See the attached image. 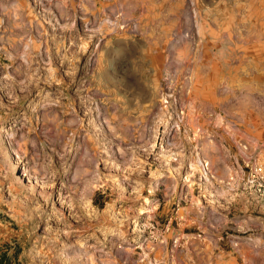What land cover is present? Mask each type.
I'll return each mask as SVG.
<instances>
[{
    "label": "rangeland",
    "instance_id": "374dc122",
    "mask_svg": "<svg viewBox=\"0 0 264 264\" xmlns=\"http://www.w3.org/2000/svg\"><path fill=\"white\" fill-rule=\"evenodd\" d=\"M176 5L0 0V264H202L221 208L264 238V0Z\"/></svg>",
    "mask_w": 264,
    "mask_h": 264
},
{
    "label": "crops",
    "instance_id": "0c3cea01",
    "mask_svg": "<svg viewBox=\"0 0 264 264\" xmlns=\"http://www.w3.org/2000/svg\"><path fill=\"white\" fill-rule=\"evenodd\" d=\"M168 3H172L173 6H177L178 3L189 5L194 0H166ZM228 209H216L212 213L216 218L212 219H199L203 216V212L200 211L196 214V221L198 225L203 228L202 246L205 250V259L202 264H264V238L261 237H249L245 240H240L234 244L235 236L231 238L228 236L227 241L222 242V235H213V228L217 230L223 227H230L236 231H243L251 226H254L255 222H251L244 218L228 219ZM191 215L186 211L185 219ZM189 223L185 220V223ZM232 224L229 226L228 223ZM191 225V224H190ZM228 243V244H227ZM232 244V245H231ZM226 245V246H225ZM231 245V248H228Z\"/></svg>",
    "mask_w": 264,
    "mask_h": 264
},
{
    "label": "bare ground",
    "instance_id": "6f19581e",
    "mask_svg": "<svg viewBox=\"0 0 264 264\" xmlns=\"http://www.w3.org/2000/svg\"><path fill=\"white\" fill-rule=\"evenodd\" d=\"M17 15V14H16ZM19 17V16H18Z\"/></svg>",
    "mask_w": 264,
    "mask_h": 264
}]
</instances>
